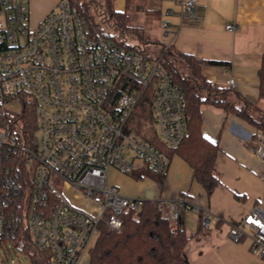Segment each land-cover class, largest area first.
I'll list each match as a JSON object with an SVG mask.
<instances>
[{"label": "built area", "instance_id": "obj_1", "mask_svg": "<svg viewBox=\"0 0 264 264\" xmlns=\"http://www.w3.org/2000/svg\"><path fill=\"white\" fill-rule=\"evenodd\" d=\"M176 1L183 15L197 3ZM31 19L28 0H0V261L29 232L49 264H81L103 225L121 230L124 215L145 202L123 195L111 169L169 168L165 151L130 130L139 106H147L159 137L175 148L189 133L188 99L161 57L95 34L70 0L38 26ZM169 27L165 21L166 36ZM227 84L234 88L236 80ZM17 103L20 111L11 108ZM254 151L264 164V134ZM67 189L81 191L98 214L73 205ZM156 202L175 225L182 213L202 211L187 198ZM229 238L250 242L251 264H264V211L231 223Z\"/></svg>", "mask_w": 264, "mask_h": 264}, {"label": "crops", "instance_id": "obj_2", "mask_svg": "<svg viewBox=\"0 0 264 264\" xmlns=\"http://www.w3.org/2000/svg\"><path fill=\"white\" fill-rule=\"evenodd\" d=\"M61 1L28 0L34 26ZM123 1L125 9L115 8L117 11L127 10V0ZM174 2L178 10L170 7L167 15L176 19L169 21L168 36L164 29L167 41L160 47L167 44L200 60L224 63L206 65L204 76L214 87L226 89L227 82L234 78L233 89L239 99L232 95V100L239 107L246 106L249 116L261 121L264 99L260 98L259 71L264 56V0H197L184 15L177 1ZM228 25L234 29L228 30ZM201 112L204 136L220 148L216 172L221 185L212 196H208L194 178L191 166L177 154L170 158L163 181L147 176L138 179L115 168L110 174L115 173L117 178L112 180L110 176V181L130 198L145 201L187 198L202 210L182 213L179 222L188 235H195L186 249L190 264H251L255 258L250 242L245 245L232 241L229 225L241 221L255 208L264 211V164L254 151L264 131L213 105H202ZM70 201L78 207L77 201Z\"/></svg>", "mask_w": 264, "mask_h": 264}, {"label": "trees", "instance_id": "obj_3", "mask_svg": "<svg viewBox=\"0 0 264 264\" xmlns=\"http://www.w3.org/2000/svg\"><path fill=\"white\" fill-rule=\"evenodd\" d=\"M86 15L89 26L95 34L111 38L106 34L102 24L98 21L112 25L120 32L119 38H111L121 45L128 43L121 39L126 31H133L144 44L148 43L142 30L130 25L129 8L134 0H127V10L117 11L114 0H70ZM153 16L160 17L161 10H150ZM159 43V42H158ZM137 49L142 47L133 46ZM166 71L173 74L178 83L186 93L188 99L187 121L188 136L175 148L165 145L154 132L153 117L147 106L141 104L140 112H136L129 123L130 130H134L140 137L146 139L165 151L171 158L173 155L181 156L193 169L194 178L204 187L208 196H212L221 185L220 178L216 172V159L220 152L219 145L208 140L203 132V118L201 107L204 104L216 106L229 114H235L256 124L264 131V117L256 121L246 112V106H237L232 100V95L239 99V95L233 88L214 87L203 74L206 65H223L222 62L204 61L192 55L177 51L170 46L168 51L160 56ZM183 61L186 71H181L177 62ZM260 98L264 99V56L259 71ZM33 116V113L31 114ZM137 119L136 126L131 125ZM29 115L25 117L26 126L29 127ZM138 179L151 177L163 181L165 174L157 173L142 166L132 173ZM195 235H188L181 224L173 225L163 213L156 201H145L138 213H127L124 215V227L121 230H110L106 225L96 245L90 251L89 264H190L187 255V246ZM21 248L28 254L33 264H49V259L44 253L36 248L31 240V234H24Z\"/></svg>", "mask_w": 264, "mask_h": 264}, {"label": "rangeland", "instance_id": "obj_4", "mask_svg": "<svg viewBox=\"0 0 264 264\" xmlns=\"http://www.w3.org/2000/svg\"><path fill=\"white\" fill-rule=\"evenodd\" d=\"M99 4H103V0H99ZM141 6V7H140ZM138 7V8H137ZM170 7L178 10V6L175 4L174 0H135L131 3L129 8L130 14V25L132 27L138 28L142 30V33L148 43L144 44V41L141 40L133 31H126L121 39L128 42L131 46L142 47L146 50V52L151 56L160 57L164 51L162 47H160L161 43H165L167 41V37H164V21H173L176 17H172L167 15V11ZM115 8L117 10L125 9V2L123 0H115ZM161 9L162 15L161 17L153 16L150 13V10ZM32 17H34L32 13ZM98 21L102 24V27L106 34L111 35V38H119L120 32L116 30L112 25L101 21L98 18ZM31 26L34 27L33 18L31 19ZM159 42V43H158ZM178 67L181 71H186V67L183 61L179 60L177 62ZM14 111H20L22 109L20 104H15L11 106ZM141 111V108H138V112ZM138 117L132 121L131 125L136 126ZM154 132L157 134V137L163 142V140L159 137L157 133V126L153 123ZM164 143V142H163ZM130 156V153H127ZM111 179H116L117 176L115 173L110 174ZM67 197L71 200L77 201L78 208L85 210L92 214H98V210L91 202L87 201V199L83 198V193L81 191H74L72 189L66 190ZM77 207V206H76ZM204 224V220H203ZM175 225V224H173ZM197 227V226H196ZM197 229V228H196ZM237 243V242H235ZM245 245L248 244V241L239 242ZM237 243V244H239ZM250 244V243H249ZM8 255V260L0 261V264H33L31 257L22 251V249H12ZM90 254L87 253L81 264H89L90 263Z\"/></svg>", "mask_w": 264, "mask_h": 264}]
</instances>
